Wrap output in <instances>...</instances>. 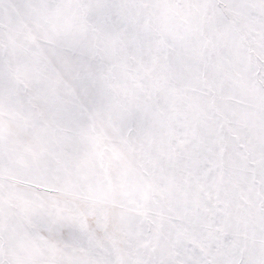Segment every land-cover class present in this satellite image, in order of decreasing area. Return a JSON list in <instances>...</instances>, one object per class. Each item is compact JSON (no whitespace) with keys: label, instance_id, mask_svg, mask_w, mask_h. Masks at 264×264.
I'll use <instances>...</instances> for the list:
<instances>
[{"label":"snow or ice","instance_id":"1","mask_svg":"<svg viewBox=\"0 0 264 264\" xmlns=\"http://www.w3.org/2000/svg\"><path fill=\"white\" fill-rule=\"evenodd\" d=\"M0 264H264V0H0Z\"/></svg>","mask_w":264,"mask_h":264}]
</instances>
